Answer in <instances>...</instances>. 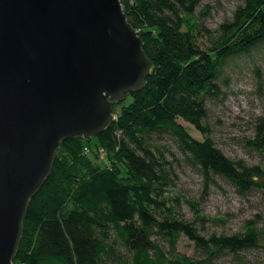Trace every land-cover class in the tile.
Masks as SVG:
<instances>
[{"label": "trees", "instance_id": "obj_1", "mask_svg": "<svg viewBox=\"0 0 264 264\" xmlns=\"http://www.w3.org/2000/svg\"><path fill=\"white\" fill-rule=\"evenodd\" d=\"M200 2L122 0L152 62L147 84L114 106L116 120L104 133L62 142L51 175L30 202L13 264H202L262 246L254 221L237 235L206 236L181 218L169 195L172 163L153 141L170 135L206 186L221 178L241 195L264 191V166L228 158L204 125L229 60L264 45V0H243L206 47ZM179 120L205 139L191 137ZM255 132L248 144L264 158V118ZM187 203L198 222L209 221L198 203ZM182 237L205 261L180 253Z\"/></svg>", "mask_w": 264, "mask_h": 264}, {"label": "water", "instance_id": "obj_2", "mask_svg": "<svg viewBox=\"0 0 264 264\" xmlns=\"http://www.w3.org/2000/svg\"><path fill=\"white\" fill-rule=\"evenodd\" d=\"M151 68L122 0H0V264L62 142L104 133Z\"/></svg>", "mask_w": 264, "mask_h": 264}, {"label": "rangeland", "instance_id": "obj_3", "mask_svg": "<svg viewBox=\"0 0 264 264\" xmlns=\"http://www.w3.org/2000/svg\"><path fill=\"white\" fill-rule=\"evenodd\" d=\"M242 2L201 0L196 15L204 28L205 47L211 45L210 39L216 36L220 25L231 19ZM219 84L222 94L208 102V116L204 122L209 128L208 137L228 158L242 161L248 166H264V158L248 144L255 137L260 119L264 118V45L248 55L229 60ZM118 111L115 110V115ZM179 123L194 139H205L191 124L183 120H179ZM153 141L161 146L166 158L172 163L174 174L169 195L178 200L175 206L181 218L197 224L206 236L243 233L249 221H254L264 235V191L241 195L221 178L216 179V184L206 186L200 172L185 162L170 135L154 136ZM100 159L106 161L104 155ZM188 200L198 203L200 212L209 221L205 224L198 222ZM178 250L196 260L205 261V257L185 237H182ZM202 264H264V243L260 248L238 254L227 252Z\"/></svg>", "mask_w": 264, "mask_h": 264}, {"label": "built area", "instance_id": "obj_4", "mask_svg": "<svg viewBox=\"0 0 264 264\" xmlns=\"http://www.w3.org/2000/svg\"><path fill=\"white\" fill-rule=\"evenodd\" d=\"M102 152H103V151L101 150V154L103 155ZM84 153H85V154H89V153H90V148H89V147H86V148L84 149Z\"/></svg>", "mask_w": 264, "mask_h": 264}]
</instances>
